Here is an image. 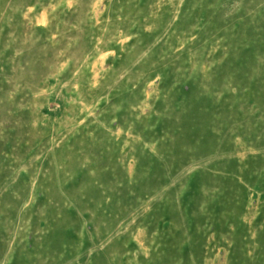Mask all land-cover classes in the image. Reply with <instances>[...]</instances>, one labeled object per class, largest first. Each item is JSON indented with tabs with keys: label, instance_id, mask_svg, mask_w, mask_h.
I'll list each match as a JSON object with an SVG mask.
<instances>
[{
	"label": "rangeland",
	"instance_id": "1",
	"mask_svg": "<svg viewBox=\"0 0 264 264\" xmlns=\"http://www.w3.org/2000/svg\"><path fill=\"white\" fill-rule=\"evenodd\" d=\"M0 264H264V0H0Z\"/></svg>",
	"mask_w": 264,
	"mask_h": 264
}]
</instances>
